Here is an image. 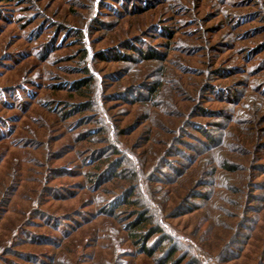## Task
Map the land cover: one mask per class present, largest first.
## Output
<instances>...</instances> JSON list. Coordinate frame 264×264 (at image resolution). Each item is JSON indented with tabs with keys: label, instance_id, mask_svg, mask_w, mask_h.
Segmentation results:
<instances>
[{
	"label": "rangeland",
	"instance_id": "obj_1",
	"mask_svg": "<svg viewBox=\"0 0 264 264\" xmlns=\"http://www.w3.org/2000/svg\"><path fill=\"white\" fill-rule=\"evenodd\" d=\"M127 44L163 58H139ZM209 62L229 72L214 78ZM82 80L84 95L72 87ZM202 82L230 86L236 100L210 89L198 97ZM154 83L157 93L140 102ZM83 101L87 110L66 116ZM196 101L224 116L192 117ZM203 131L217 134L215 145ZM0 134V191L15 174L0 207V264H156L123 230L126 212L146 206L186 260L264 264V0H0ZM89 148L121 156L122 177L93 189ZM221 157L239 171L209 175ZM49 166L69 174L50 181L61 196L39 200ZM201 174L205 198L166 219ZM129 186L132 205L98 212ZM24 232L45 240L32 244Z\"/></svg>",
	"mask_w": 264,
	"mask_h": 264
},
{
	"label": "trees",
	"instance_id": "obj_2",
	"mask_svg": "<svg viewBox=\"0 0 264 264\" xmlns=\"http://www.w3.org/2000/svg\"><path fill=\"white\" fill-rule=\"evenodd\" d=\"M28 2L32 1V0H27ZM64 27L60 28L63 29ZM164 33L168 34V31H166V28L163 29ZM59 33V32H58ZM50 41V40H49ZM128 49L134 50L135 53L137 54V56L139 58H143V59H155V58H159L162 59L163 56H161L159 53L155 52L154 50H150L149 48H146V50H141V49H137L135 46H132L130 44H127L126 46ZM246 48H244L245 51ZM250 52V50H249ZM114 56L112 58L116 59L120 58V56L124 59H128L129 56L124 55V54H113ZM208 67L211 69V73H213V77H223L222 74H224L225 72H229L226 70H220L219 68H214L212 69L211 65L212 62H209ZM88 80H82L81 82L78 83H74L72 85L73 90L74 91H80L79 89L83 86H85L87 84ZM82 83V84H80ZM158 83H154L151 85H148L146 87H141L142 90L145 91V94H142L141 96L138 97V100H140V102H143L144 100H149L150 97H152L153 93H157L158 90ZM207 88V89H206ZM212 90L215 92H218L222 95H224V97L226 99L229 100H236V94H235V90L233 88H231L230 86H226L224 88L218 89L216 87H213L212 84H210L209 82H202L198 88V97H199V93L202 91H206V90ZM214 89V90H213ZM80 95H84V92H79ZM145 95H147L145 97ZM202 95V94H201ZM79 96V95H78ZM204 97V94L203 96ZM223 97V96H222ZM220 97V98H222ZM233 102V101H232ZM88 108V102H77L75 104H72V107L69 109V111L66 113L67 117L72 115L73 113H79L82 112L84 110H87ZM192 111V117L195 116H202L203 114H209L211 116H215L216 118H220L222 116H224V113H222L221 111H212V110H208L206 109L203 104H201L200 101H196V104L193 108H191ZM191 125H195V124H191ZM199 126V125H196ZM213 126L219 127L220 125L214 124ZM217 130V129H216ZM219 133L221 134V136L223 137V128L218 130ZM2 134H0L1 136ZM204 138H206V140L208 141L209 146L207 147H211L213 145H215V143L213 142V140L217 139V134L216 137L213 136V134L211 132H206L203 131ZM212 135V136H211ZM81 136H85L84 134H81ZM241 143V142H240ZM257 147H262L261 143L260 144H253V146ZM241 148V147H239ZM90 153L89 155L92 157V163L90 164L92 166V168L90 169V171L86 172L88 173V179L90 180L91 184L94 186L93 189H98L101 187L102 184L111 181V180H117L118 177H122L121 173L122 171H120L121 167H122V162H123V158L121 156L116 157V158H111V154L113 152H107L106 150H96L95 148H89ZM207 150V148H206ZM214 151V148H212L211 150H208L209 155H211V153ZM241 151H243V149H241ZM51 159L54 158H58L61 156V152L58 151L56 153H53L50 155ZM251 160L253 161V159L251 158ZM95 163V164H94ZM260 167V165L258 163H253L249 166L250 169H258ZM218 168V169H217ZM248 168V169H249ZM49 171L51 172L49 175H47V177L45 176V178H47V182H44V185H41L40 188V192H39V200L41 199V196L43 195V193L47 194L49 192L51 193H55L57 192V196H61L62 192L60 189H56L53 188L52 186H50V181L52 178L55 177H59V176H63V175H67L69 174L68 171H66V169L61 166H49ZM220 171V172H219ZM239 171V166L235 163H228L227 158L221 157V162L217 163L211 171L208 172L209 175L216 177L219 176L224 172V173H235ZM185 172H182L179 175V178L184 174ZM203 174H201V176H199L197 178V180L191 184V186L188 187L187 190H185V194L183 197H181L177 202H175L173 205L169 206V209L165 215L166 219L169 218H176L182 215H185L186 213H189L190 210L194 209V207L192 206L193 204V199L195 198H205V195H202V193L199 191V189L207 184V180H205V177H202ZM15 174H10L9 178V184H7L6 187H4L1 191H0V207L3 206V204L6 202L7 197L9 196V194L11 192L14 191L15 189ZM184 176V175H183ZM41 183V182H40ZM215 183V180L211 181V185ZM252 185V193H249V197L250 199H255L253 192L255 189L259 188L257 186V184L254 182L247 184L246 186H250ZM136 188V187H135ZM134 186H129L126 188H122L121 194H113V198H111V200L107 201V207L105 206V208H101L98 210V212L100 214L103 215H108V217H112L114 216V213L118 211L117 206L115 205H119L120 204H129L132 205L133 202L129 201V197H131V195L134 193L135 191ZM235 191V189H234ZM38 195V193H37ZM54 195V194H53ZM165 206V204L162 205L163 209ZM119 207V206H118ZM144 207V206H143ZM167 209V207L164 208V210ZM38 215L43 216V218L45 217V226L48 227H54L52 230H56L59 228V224H57V220L56 218H52V216L46 215V214H42L40 212V210H37ZM127 224H125L123 230L125 232L126 235V240L128 241V243L138 246V253L146 256L149 259H154L156 264H196L195 261L193 260H186V256L184 254H177L176 249L174 247V245L169 244L166 245V243H169V239L168 236L164 230V228L162 227V225L154 220V208H152L151 206L148 207L146 206V208L144 207L141 210H132V211H127ZM49 217V218H48ZM26 228V226H24ZM27 236V239H29V241H31L30 243L32 244H37V242L42 243L43 240H45V238H42L41 236H36L35 234H30V232L26 233L24 232V236ZM48 240V239H46ZM46 243V242H45ZM9 253L12 254H16L15 256H20L23 255L25 256V254L22 253H16V252H10L8 250H4L3 251V255H7ZM53 258V257H52Z\"/></svg>",
	"mask_w": 264,
	"mask_h": 264
}]
</instances>
